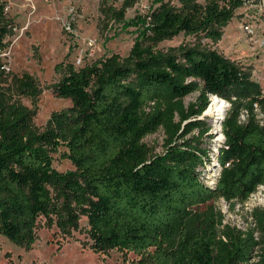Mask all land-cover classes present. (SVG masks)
I'll return each mask as SVG.
<instances>
[{
  "label": "trees",
  "instance_id": "obj_1",
  "mask_svg": "<svg viewBox=\"0 0 264 264\" xmlns=\"http://www.w3.org/2000/svg\"><path fill=\"white\" fill-rule=\"evenodd\" d=\"M153 1L147 16L125 20L139 32L126 57L56 65L53 91L71 105L53 111L44 129L22 103L42 93L37 79L8 71L0 58V235L31 248L42 220L69 234L87 217L92 249L133 252L139 264H264V206L245 232L214 204L244 202L264 185L263 89L216 49L158 48L182 32L221 39L236 9L252 0ZM110 11L124 19L122 9ZM12 33L0 0V52ZM217 95L230 108L213 157L212 125L201 116ZM161 128L164 150L153 153L143 139ZM61 148L73 169L54 166Z\"/></svg>",
  "mask_w": 264,
  "mask_h": 264
},
{
  "label": "rangeland",
  "instance_id": "obj_2",
  "mask_svg": "<svg viewBox=\"0 0 264 264\" xmlns=\"http://www.w3.org/2000/svg\"><path fill=\"white\" fill-rule=\"evenodd\" d=\"M3 1L13 33L7 36V46L0 52V58L11 71H27L37 79L42 93L36 99L24 97L22 103L36 110L34 122L40 129L45 128L53 111L71 105L69 98L57 97L53 91L52 85L61 77L56 65L65 61L80 67L107 55L126 57L139 32L134 25L126 28L125 20L147 16L154 7L153 0H136L127 7V0ZM121 9L125 12L124 19L111 16L110 10L119 12ZM68 25L69 29L66 28ZM196 44L216 49L235 61L260 83L264 93V0H252L236 9L219 40L182 32L159 43L158 48L167 50ZM198 95V92L192 93L184 102L189 105ZM215 99L211 97L209 108ZM222 106L224 109L220 111ZM229 108L224 101L215 104L212 113L206 110L201 116L212 125L215 136L209 144L212 156L223 140H218L222 136L219 123ZM165 138V131L161 128L143 141L153 153H161ZM62 151L63 148L53 153L54 166L60 171L73 169V164L62 157ZM261 198L256 207L263 206ZM214 204L225 215V223L232 227L245 232L256 227L250 206L224 200ZM44 223L42 220L37 229V240L31 248L18 246L0 235V264H139L140 257L133 252L110 249L103 253L92 249L87 237V217L81 219L79 229L69 234ZM255 236L260 239V232H255Z\"/></svg>",
  "mask_w": 264,
  "mask_h": 264
},
{
  "label": "built area",
  "instance_id": "obj_3",
  "mask_svg": "<svg viewBox=\"0 0 264 264\" xmlns=\"http://www.w3.org/2000/svg\"><path fill=\"white\" fill-rule=\"evenodd\" d=\"M66 28H70L69 25ZM3 52V51H2ZM4 67L9 71L10 68L5 64ZM245 113L242 115L243 118H245ZM220 164L217 163L216 166L214 167L213 172H211V174L209 175L210 177V183L214 184L216 179L220 176L221 173V168H220ZM262 197L261 199L264 200V185H260L257 189L256 192H254L253 194H251V196L244 202H239V204H244L247 206L251 207V211L253 213L254 209L256 208L257 205V200ZM224 200V199H221ZM225 201V200H224ZM229 203V202H228ZM264 206V204H263ZM262 206V207H263ZM259 207V206H258Z\"/></svg>",
  "mask_w": 264,
  "mask_h": 264
},
{
  "label": "bare ground",
  "instance_id": "obj_4",
  "mask_svg": "<svg viewBox=\"0 0 264 264\" xmlns=\"http://www.w3.org/2000/svg\"><path fill=\"white\" fill-rule=\"evenodd\" d=\"M212 97H214V98H216L215 99V102H214V104L207 110V113H212L213 111H214V105L216 104V105H220L221 103L223 104L224 103V100L223 99H221V98H219L218 96H212ZM223 100V101H222ZM226 102V101H225ZM227 103V102H226ZM229 105V104H228ZM217 109H219V108H217ZM224 109V106H222L221 108H220V111L221 110H223ZM220 114V113H219ZM219 135V134H218ZM223 136H220L219 138H218V140L220 139V140H222L223 138H222Z\"/></svg>",
  "mask_w": 264,
  "mask_h": 264
},
{
  "label": "water",
  "instance_id": "obj_5",
  "mask_svg": "<svg viewBox=\"0 0 264 264\" xmlns=\"http://www.w3.org/2000/svg\"><path fill=\"white\" fill-rule=\"evenodd\" d=\"M218 96V95H217ZM219 97V96H218ZM219 98H221V97H219ZM221 99H223V98H221ZM224 101H226L227 102V104H229V106H230V103L227 101V100H225V99H223ZM206 112V111H205ZM223 120H224V118L220 121V123H219V125H220V127H221V130H222V122H223ZM222 136L224 137V134L222 133Z\"/></svg>",
  "mask_w": 264,
  "mask_h": 264
}]
</instances>
